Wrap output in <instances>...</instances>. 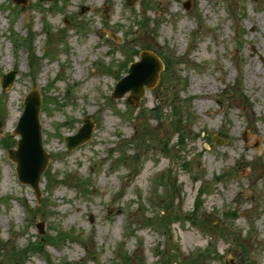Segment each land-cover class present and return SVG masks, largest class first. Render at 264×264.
Instances as JSON below:
<instances>
[{"label":"rangeland","instance_id":"1","mask_svg":"<svg viewBox=\"0 0 264 264\" xmlns=\"http://www.w3.org/2000/svg\"><path fill=\"white\" fill-rule=\"evenodd\" d=\"M133 2L0 0V264H264V0ZM144 49L157 84L111 98ZM34 85L40 199L5 147Z\"/></svg>","mask_w":264,"mask_h":264},{"label":"water","instance_id":"2","mask_svg":"<svg viewBox=\"0 0 264 264\" xmlns=\"http://www.w3.org/2000/svg\"><path fill=\"white\" fill-rule=\"evenodd\" d=\"M17 1L24 2L25 0ZM128 3L132 4V1L128 0ZM162 69L163 63L154 52L142 51L141 59L133 63L129 69V74L117 83L113 97H122L131 90L132 93L129 98L138 103L145 93V87L149 88L156 84ZM13 81L14 73L5 75L2 82L4 90ZM25 105L24 113L15 129L16 133L21 134L18 148L9 149V156L17 162L21 180L30 183L35 188L37 195L40 196V179L46 169L50 154L43 146L42 126L39 119L41 95L36 88L26 97ZM92 132L93 124L90 120H86L77 134L66 137L68 146L72 148L85 142L91 138ZM38 225L43 232L42 224Z\"/></svg>","mask_w":264,"mask_h":264},{"label":"bare ground","instance_id":"3","mask_svg":"<svg viewBox=\"0 0 264 264\" xmlns=\"http://www.w3.org/2000/svg\"><path fill=\"white\" fill-rule=\"evenodd\" d=\"M85 5H87V4H85ZM85 7H88V5H87V6H85ZM204 94H205V93H204ZM207 94H209V93H208V92H206V95H207ZM245 151H246V152H249L250 150H249V149L246 147V148H245Z\"/></svg>","mask_w":264,"mask_h":264},{"label":"trees","instance_id":"4","mask_svg":"<svg viewBox=\"0 0 264 264\" xmlns=\"http://www.w3.org/2000/svg\"><path fill=\"white\" fill-rule=\"evenodd\" d=\"M168 67L170 66V64L167 65ZM8 145V144H7ZM11 144H9L8 146H10ZM164 213V212H163Z\"/></svg>","mask_w":264,"mask_h":264}]
</instances>
